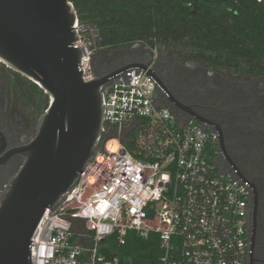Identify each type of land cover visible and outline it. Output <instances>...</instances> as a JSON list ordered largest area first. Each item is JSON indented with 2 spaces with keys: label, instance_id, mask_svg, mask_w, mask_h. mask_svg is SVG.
I'll return each mask as SVG.
<instances>
[{
  "label": "built area",
  "instance_id": "built-area-1",
  "mask_svg": "<svg viewBox=\"0 0 264 264\" xmlns=\"http://www.w3.org/2000/svg\"><path fill=\"white\" fill-rule=\"evenodd\" d=\"M75 28L87 83L97 76V37ZM102 100L97 152L42 213L31 264H119L101 244L123 246L130 234L158 236V264H250L253 190L226 161L218 133L179 121L141 69L110 79Z\"/></svg>",
  "mask_w": 264,
  "mask_h": 264
},
{
  "label": "water",
  "instance_id": "water-1",
  "mask_svg": "<svg viewBox=\"0 0 264 264\" xmlns=\"http://www.w3.org/2000/svg\"><path fill=\"white\" fill-rule=\"evenodd\" d=\"M76 11L70 0H0V61L32 81L49 103L35 137L18 150L24 162L0 196V264H31L30 236L42 213L72 186L97 152L102 88L143 64L131 63L84 83ZM220 140V138H219ZM226 161L252 190L251 248L259 193L226 152ZM250 258V253H249Z\"/></svg>",
  "mask_w": 264,
  "mask_h": 264
},
{
  "label": "flooded vegetation",
  "instance_id": "flooded-vegetation-1",
  "mask_svg": "<svg viewBox=\"0 0 264 264\" xmlns=\"http://www.w3.org/2000/svg\"><path fill=\"white\" fill-rule=\"evenodd\" d=\"M104 52L93 57L97 76L126 64H144L155 81L158 103L179 121L191 119L218 133L231 158L238 150L235 139L246 135L248 163L256 168V174L250 170L254 174L247 177L259 193L249 262L264 264V113L256 108L249 76L186 59V54L174 47L133 44ZM35 86L0 61V196L24 162L18 150L35 137L48 107V97Z\"/></svg>",
  "mask_w": 264,
  "mask_h": 264
},
{
  "label": "trees",
  "instance_id": "trees-1",
  "mask_svg": "<svg viewBox=\"0 0 264 264\" xmlns=\"http://www.w3.org/2000/svg\"><path fill=\"white\" fill-rule=\"evenodd\" d=\"M78 25L96 32L98 50L141 44L177 48L186 59L259 79L264 87V0H70ZM96 51V53H97ZM37 88V86H35ZM101 244L119 264H158L159 239L130 234Z\"/></svg>",
  "mask_w": 264,
  "mask_h": 264
},
{
  "label": "rangeland",
  "instance_id": "rangeland-1",
  "mask_svg": "<svg viewBox=\"0 0 264 264\" xmlns=\"http://www.w3.org/2000/svg\"><path fill=\"white\" fill-rule=\"evenodd\" d=\"M84 35L86 37H95L96 36V32L93 30H85L84 31ZM107 50H98L97 53H102L105 54ZM248 80L251 82L250 84V90H251V95L255 98V105L256 108L260 111H263L264 113V87H263V83L260 82L259 80H254L253 78L249 77ZM247 81V80H245ZM49 103V100H48ZM236 144H235V148H237L238 150L236 151V155L234 158H232V160L234 161V163L238 166V168L246 175V176H250L253 175L254 173L256 174V168L255 165L252 163H248V151H249V141L246 138V135H243L241 137H238L237 139H235ZM234 141V142H235ZM248 150V151H247ZM250 167V168H249ZM254 172L253 174L251 173V171Z\"/></svg>",
  "mask_w": 264,
  "mask_h": 264
},
{
  "label": "bare ground",
  "instance_id": "bare-ground-1",
  "mask_svg": "<svg viewBox=\"0 0 264 264\" xmlns=\"http://www.w3.org/2000/svg\"><path fill=\"white\" fill-rule=\"evenodd\" d=\"M112 144H114V143H111L109 146H111Z\"/></svg>",
  "mask_w": 264,
  "mask_h": 264
}]
</instances>
